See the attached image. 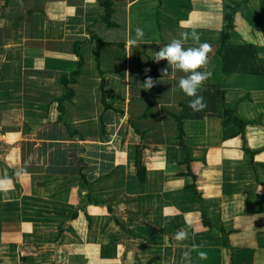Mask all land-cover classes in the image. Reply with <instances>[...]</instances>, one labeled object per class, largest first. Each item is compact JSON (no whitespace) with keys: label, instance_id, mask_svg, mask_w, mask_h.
I'll return each instance as SVG.
<instances>
[{"label":"crops","instance_id":"obj_1","mask_svg":"<svg viewBox=\"0 0 264 264\" xmlns=\"http://www.w3.org/2000/svg\"><path fill=\"white\" fill-rule=\"evenodd\" d=\"M110 1L111 26L99 0H0V264H264V0ZM229 13L255 72L223 74ZM192 30L222 97L181 136L184 74L153 53Z\"/></svg>","mask_w":264,"mask_h":264},{"label":"clouds","instance_id":"obj_2","mask_svg":"<svg viewBox=\"0 0 264 264\" xmlns=\"http://www.w3.org/2000/svg\"><path fill=\"white\" fill-rule=\"evenodd\" d=\"M144 30L137 27L135 29L134 38L129 34L125 38L126 47H135L140 45L144 38ZM191 39L195 46L185 47V43ZM210 45L200 42V36L195 30L191 32L184 31L180 33L179 38H173L167 45L160 48L158 52L153 53V60L157 63L167 61L168 67L161 70L163 78L176 79L177 73H183L178 79V84L172 86L170 91L175 93L176 87L181 92L192 99L189 100L188 106L194 112H201L206 109L207 104L202 95H199V90L202 86L211 79L212 71L209 70V53ZM168 68H171L169 72ZM203 69V71H201ZM160 82V81H159ZM157 81H154L150 76L143 82V89H152ZM8 180H0V188L9 184ZM177 242H183L188 239V233L185 230H180L173 236ZM188 247L187 245H184ZM202 245L192 244L188 251L183 253L184 259L190 261L192 251H197ZM200 259H207V253L204 251L198 252Z\"/></svg>","mask_w":264,"mask_h":264},{"label":"trees","instance_id":"obj_3","mask_svg":"<svg viewBox=\"0 0 264 264\" xmlns=\"http://www.w3.org/2000/svg\"><path fill=\"white\" fill-rule=\"evenodd\" d=\"M98 4L104 10V15L102 18L103 21L107 25L111 26L112 23L110 22V20L113 14V8H112L111 1L110 0H99ZM232 16H233V13H229L226 15L227 24L224 26L222 30L221 45L217 51L223 62V74L232 75V74H237V72H249L250 70L252 72H255L254 68L250 67L252 66L254 62H256L255 50L253 46L250 44L236 46V45H231L229 43V30L232 29ZM97 43H99L100 45L101 41L99 40L97 41ZM79 66H81V62H79ZM102 94H104L103 86H102ZM198 94L204 97V100L206 103L208 102L210 98V94H213V95L218 94L217 97L219 96L222 97V93L220 91H217L214 93H210L209 91H201ZM190 99L192 98L185 96L184 102L181 103V109H182L181 113L179 116L175 118L178 129H179V133L181 136H183V120L195 119V116L193 117L190 116V114H193V110L188 106ZM102 100L104 103V100H105L104 97L102 98ZM217 100L222 101V99H217ZM62 103H63V100L59 101V104H61V106H62ZM60 109H62V107ZM196 119H199V118H196ZM231 121L235 123L237 126H239L242 131L247 126L246 123L238 121L236 118H232ZM244 150L247 155H249L250 157L253 156V153L249 152L247 148L244 147ZM135 166H136L137 173L140 170H143L138 162L135 163Z\"/></svg>","mask_w":264,"mask_h":264}]
</instances>
